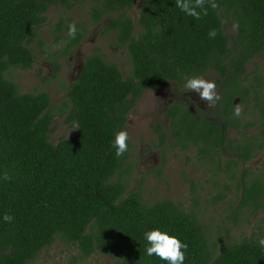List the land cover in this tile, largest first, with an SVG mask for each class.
Returning <instances> with one entry per match:
<instances>
[{
	"label": "trees",
	"instance_id": "trees-1",
	"mask_svg": "<svg viewBox=\"0 0 264 264\" xmlns=\"http://www.w3.org/2000/svg\"><path fill=\"white\" fill-rule=\"evenodd\" d=\"M133 3L0 0V264H30L57 239L76 248L75 260L101 252L117 257L115 264H167L146 254L144 233L154 229L187 243L184 264H264L255 238L228 241L215 251L196 211L167 198L148 201L140 187L130 190L125 175L131 143L121 157L112 147L146 90L175 82L183 86L182 96L188 91L185 77L216 72L221 99L213 110L196 116L192 102L180 96L166 107L168 132L160 125L153 130L161 146L170 136L182 149L196 147L212 174L235 180L219 188L242 191L235 216L242 207L251 214L263 208L264 170L242 164L264 150V0H217L218 9L199 20L181 12L175 0H145L133 21L127 13ZM78 4H87L92 25L110 17L101 32L112 33L113 45L126 50L129 72L124 75L95 50L84 56L66 100L52 105L44 89L21 92L6 73L33 65V45L44 46L39 30L48 8ZM71 20L59 18L54 25L53 41L60 44L50 54L55 60L86 36L84 23H73L76 36H68ZM211 29L217 30L214 39ZM259 54L263 67L255 63L248 73L247 64ZM237 104L239 117L233 115ZM57 116L75 130L53 143L49 132ZM230 129L233 136L227 135ZM5 213L14 217L12 223L4 222Z\"/></svg>",
	"mask_w": 264,
	"mask_h": 264
},
{
	"label": "rangeland",
	"instance_id": "rangeland-1",
	"mask_svg": "<svg viewBox=\"0 0 264 264\" xmlns=\"http://www.w3.org/2000/svg\"><path fill=\"white\" fill-rule=\"evenodd\" d=\"M145 0H134L128 15L136 21L139 10ZM46 21L39 33L44 46L33 45L35 61L29 69H11L6 76L13 80L21 92L39 89L48 91L51 104H58L68 98V85L77 76L85 55L99 50L103 57L115 63L125 75L129 72V56L124 48L113 45L112 33H102L109 16H105L99 23L92 25L88 20L87 4H78L70 10L50 6L45 13ZM113 14L112 16H114ZM70 17L71 23H84L88 31L84 39L78 43L68 56H60L57 60L50 55L60 44L54 43V25L59 18L65 20ZM135 30L138 25L135 22ZM232 34V27L226 28ZM261 56H256L247 64V72L254 69V65L263 67ZM55 63L59 69L55 72ZM216 72H208L202 78L214 81ZM177 88V90L175 89ZM175 82L164 86L146 90L137 100L134 110L128 115L123 131H127L131 149L128 162L130 171L125 175L130 190L140 187L144 198L148 201L167 198L179 203L186 210H194L203 223L209 244L219 251L228 241H239L244 237H253L259 241L264 238V207L251 214L248 208L242 207L238 216L234 211L241 200L242 191L219 190L223 181L231 185L235 180L227 179L223 172L216 176L209 169V163L203 164L198 157L196 147L182 149L171 144L173 139L168 136L167 143L161 146L158 136L153 130L154 125H160L168 132L170 118L166 114V107L175 99L180 98ZM184 100L192 102L194 113L200 109L211 108L201 101L194 92H185ZM74 126L64 120V116L54 118L50 127L49 139L56 143L61 138L74 132ZM225 155L222 161L225 162ZM264 150L248 163L254 169L264 170ZM120 250H117L119 253ZM77 250L72 245L59 239L43 248L30 264H115L117 257L94 253L85 259H74Z\"/></svg>",
	"mask_w": 264,
	"mask_h": 264
},
{
	"label": "clouds",
	"instance_id": "clouds-1",
	"mask_svg": "<svg viewBox=\"0 0 264 264\" xmlns=\"http://www.w3.org/2000/svg\"><path fill=\"white\" fill-rule=\"evenodd\" d=\"M176 7L180 9L185 15L199 20L202 15H208V10H216L219 5L217 0H175ZM233 28L238 29L239 24L233 22ZM77 28L75 24L68 25V36L75 38ZM209 38L217 36V30L211 29L208 33ZM185 89L188 92H194L198 95L201 101L206 102L209 107H214L216 102L221 99L216 91V84L214 81L204 79L202 77H185ZM242 113V108L239 104L235 105L233 115L239 117ZM128 133L127 131H118L112 141V147L115 149L117 157L123 156L128 151ZM4 180H9L7 173L3 176ZM3 220L6 223H12L14 217L5 213ZM144 238L147 242L146 254L148 256L155 255L159 259L166 261L167 264H184L185 251L188 247L187 243L181 242L179 238L161 232L159 229H154L144 233ZM260 247L264 249V238L258 241Z\"/></svg>",
	"mask_w": 264,
	"mask_h": 264
},
{
	"label": "flooded vegetation",
	"instance_id": "flooded-vegetation-1",
	"mask_svg": "<svg viewBox=\"0 0 264 264\" xmlns=\"http://www.w3.org/2000/svg\"><path fill=\"white\" fill-rule=\"evenodd\" d=\"M260 56H261V59H262V54H259ZM216 84V83H215ZM187 92V91H186ZM185 93V92H184ZM183 93V94H184ZM185 101H189V99L188 100H185ZM235 101H237V99L235 100ZM192 105V104H191ZM191 105H189V107L191 108ZM213 108L214 107H211V108H205V109H200V113H196V116H197V114L198 115H200L201 113H206L207 111H211V110H213ZM207 109H209V110H207ZM192 110V109H191ZM193 111V110H192ZM193 112H195V111H193ZM232 129H230V131L227 133V135L229 136V134L231 135V136H233V132L231 131ZM231 156V154H228V155H225L226 157H228V156ZM248 163V162H247Z\"/></svg>",
	"mask_w": 264,
	"mask_h": 264
}]
</instances>
